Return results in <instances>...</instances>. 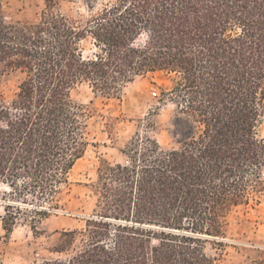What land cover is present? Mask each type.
Segmentation results:
<instances>
[{
  "label": "trees",
  "instance_id": "obj_1",
  "mask_svg": "<svg viewBox=\"0 0 264 264\" xmlns=\"http://www.w3.org/2000/svg\"><path fill=\"white\" fill-rule=\"evenodd\" d=\"M45 1L36 20H10L0 0V87L8 71L24 75L12 99L0 88L10 194L50 204L37 213L59 207L92 143L94 110L74 97L83 84L115 98L134 77L170 76L177 145L137 134L124 161L104 160L85 228L62 231L34 264H220L208 244L222 246L232 212L264 195V0H87L85 23Z\"/></svg>",
  "mask_w": 264,
  "mask_h": 264
},
{
  "label": "rangeland",
  "instance_id": "obj_2",
  "mask_svg": "<svg viewBox=\"0 0 264 264\" xmlns=\"http://www.w3.org/2000/svg\"><path fill=\"white\" fill-rule=\"evenodd\" d=\"M3 2L10 20H36L46 7L45 0ZM55 10L80 23H85L91 13L87 0H56ZM144 40L145 36L141 37L140 41ZM84 47L86 54H91L95 49L93 40L87 39ZM23 77L19 70H10L4 75L0 88L7 100L14 97ZM171 84L170 76L154 73L134 77L115 98L97 96L87 84L75 90L76 100L92 107L95 113L92 143L71 169L70 185L60 197L59 207H52L48 214L35 211L50 205L45 200L32 195L13 196L10 193L14 190L0 183V264H34L53 256L50 249L57 244L62 231L84 229L96 207L95 184L102 162L124 161L121 149L135 135H149L165 148L177 145L176 107L163 95V89L170 88ZM259 132L264 137V120ZM9 203L15 207L13 212L18 220L7 234L2 219ZM220 240L222 246L208 244L210 253L220 255V264H264V195L232 212L228 217L227 236Z\"/></svg>",
  "mask_w": 264,
  "mask_h": 264
}]
</instances>
